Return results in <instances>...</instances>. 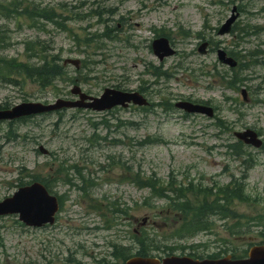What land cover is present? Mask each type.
I'll list each match as a JSON object with an SVG mask.
<instances>
[{"label":"rangeland","instance_id":"obj_1","mask_svg":"<svg viewBox=\"0 0 264 264\" xmlns=\"http://www.w3.org/2000/svg\"><path fill=\"white\" fill-rule=\"evenodd\" d=\"M0 1L9 7L11 0ZM21 1L22 7L31 3L56 7L63 18L73 16L74 20H63L66 29L45 22V29L38 30L22 16L11 19L1 13L0 27L9 30L11 42L8 47L0 46V55L26 60L29 53L24 43L41 40L53 47L50 55L79 59L82 65L80 70L68 65L69 79L46 90L29 82L17 87L1 84L0 105L72 99L71 89L78 85L91 96H100L106 88L144 87L154 107L104 113L64 110L13 125L0 122V202L14 194L18 181L26 185L34 176L50 178L60 165L69 169L74 182L84 186L77 175L79 169L88 180L89 192L86 196L71 184L52 180L54 193L63 201L53 226L33 229L22 226L18 216L0 218V264L119 263L111 245L131 247L135 254L139 246L134 235L142 232H147L145 242L151 257L207 258L220 252H225L221 257H240L260 243L264 226L258 227L253 218L264 216V149L247 148L248 160L255 166L248 172L246 193L255 200L254 205L236 204L235 220L211 216L212 231L193 238H173V226L161 224V213L142 205L150 191L122 177L126 166L142 177L201 179L205 185L214 181L227 185L232 176L241 177L245 171L242 161L229 156L223 145L236 142L234 133L246 129H254L264 140V56L245 72L247 81L239 90L229 89L216 69L230 76L231 69L218 61L217 51L209 48L204 55L199 47L209 42L228 52L236 44L238 51L264 50V0ZM59 4H66L74 13L67 15ZM235 7L240 10L238 26L233 33L220 36L218 30ZM247 25L252 36L238 43L236 27ZM106 26L113 30V39L104 38L90 46L83 43L86 37L95 39L93 35L102 34ZM161 30L177 51L163 62L151 48ZM155 67L166 77L154 76ZM244 88L249 102L242 99ZM189 99L217 107L216 115L227 121L229 130L217 129L216 119L184 117L175 104ZM166 101L173 106L167 108ZM41 146L50 152L48 156L41 154ZM121 210L130 215H122ZM237 222L244 227L232 235L230 228Z\"/></svg>","mask_w":264,"mask_h":264},{"label":"trees","instance_id":"obj_2","mask_svg":"<svg viewBox=\"0 0 264 264\" xmlns=\"http://www.w3.org/2000/svg\"><path fill=\"white\" fill-rule=\"evenodd\" d=\"M6 2L0 1V12L6 14L7 18L13 19L16 17H24L27 24L35 29L43 30L45 29V22L54 24L56 26H61L63 29L66 27L63 24V20H66L58 14L57 8H39L37 5L31 3L22 7L21 0H11L8 2L9 7H6ZM60 9L63 12L68 11V7L65 4H59ZM43 11L48 14L43 15ZM105 34L99 36L110 37L109 28H106ZM112 32V31H111ZM40 41V44H34L32 41H26V51L31 53L29 56L30 61L24 63L18 62L16 59H8L0 56V79H5L8 83L18 85V78L21 80H29L31 83L35 84L41 90H46L47 88L54 86V84L61 79H69L66 67L62 64V58L59 55H50L53 47L46 43L45 41ZM84 43L86 45H91V41L86 38ZM4 38L0 32V46H3ZM225 82L228 85L237 86V83H241L237 76L232 79L228 75H223ZM232 81V82H231ZM72 83L75 82L74 79L71 80ZM7 107V105H5ZM216 125L220 129H227L226 122L224 120L217 119ZM237 148V147H236ZM235 148V149H236ZM241 147L236 150L237 157L242 156ZM252 167L247 166L246 169L249 170ZM130 170V167H127ZM130 172V171H129ZM244 179H242L243 181ZM136 185L142 188H149L152 194L157 196L159 199L169 198L168 208H172L173 219H167L169 222L180 223L179 226V238L185 236L193 237L198 233L205 231H210L211 228V215L214 214L222 219H237L238 214L234 210L236 203H248L251 202V198L245 194V189L243 182L234 181L231 186H214V187H202L190 182L188 185H183L176 181H169L166 184L163 180L154 177H141L140 174H136L132 179ZM47 185H50L48 180H44ZM66 182L71 183L68 174H66ZM164 185L167 187L165 188ZM170 191L173 198L167 196V192ZM215 191V192H214ZM191 195L192 199H189ZM147 207H155L151 201H145L143 204ZM211 223V224H210ZM146 235V234H144ZM146 236L137 238L138 250L137 255L139 256H150L149 250L145 242ZM132 248L125 249L130 251ZM124 249L121 250L119 256L114 253L118 259L125 258ZM111 264V263H107Z\"/></svg>","mask_w":264,"mask_h":264},{"label":"water","instance_id":"obj_3","mask_svg":"<svg viewBox=\"0 0 264 264\" xmlns=\"http://www.w3.org/2000/svg\"><path fill=\"white\" fill-rule=\"evenodd\" d=\"M235 20V16L230 19L221 29L220 34L228 33ZM154 49L161 59L173 54V51L168 48V42L166 40L158 41ZM219 58L224 63L231 66L235 65L232 60L226 59V54L222 51L219 52ZM68 63L75 64L79 67L78 61L67 60L65 64ZM73 94H80L81 100L78 102L58 100L54 105L23 103L12 110L0 111V121L19 119L21 117L48 113L63 108H89L96 111H104L117 105L127 107L131 102L141 106L147 104L138 93H125L113 89L105 90L100 98H93L82 94L78 87L73 90ZM87 100L90 102H86ZM178 106L191 113H203L208 116L213 115V110L209 108L194 106L189 103L179 104ZM237 136L247 144H252L256 147L261 145V142L257 140V135L252 131L238 134ZM58 209L59 205L57 199L50 196L48 191L41 184L35 183L32 186L21 188L12 198L0 203V216L19 213L21 215V220L27 225L40 227L47 223L53 224ZM127 264H264V246L255 247L250 251L249 259L241 261H231L230 259L193 261L189 258L172 257L164 259L163 263H161L151 258H133L128 261Z\"/></svg>","mask_w":264,"mask_h":264},{"label":"bare ground","instance_id":"obj_4","mask_svg":"<svg viewBox=\"0 0 264 264\" xmlns=\"http://www.w3.org/2000/svg\"><path fill=\"white\" fill-rule=\"evenodd\" d=\"M8 5V4H7ZM39 8H43L40 4H38L37 5ZM44 13H43V15H47L48 13L46 12V11H43ZM0 14H1V12H0ZM10 20V19H9ZM0 32H1V34H2V36H3V38H4V44H10V36H8V33H10L9 32V30L8 29H3V27L1 28L0 27ZM109 35H110V37H112L113 38V36H112V32L110 31V33H109ZM111 38V39H112ZM108 39H110V38H108ZM7 40H9V41H7ZM34 44H42V43H40V41H37V40H33L32 41ZM43 45V44H42ZM212 216V215H211Z\"/></svg>","mask_w":264,"mask_h":264}]
</instances>
